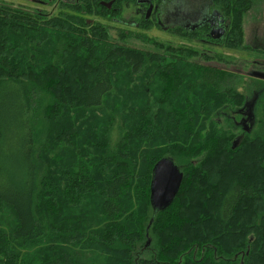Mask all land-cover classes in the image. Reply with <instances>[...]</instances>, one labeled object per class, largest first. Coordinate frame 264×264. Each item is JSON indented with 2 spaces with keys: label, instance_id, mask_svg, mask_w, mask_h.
Wrapping results in <instances>:
<instances>
[{
  "label": "trees",
  "instance_id": "obj_1",
  "mask_svg": "<svg viewBox=\"0 0 264 264\" xmlns=\"http://www.w3.org/2000/svg\"><path fill=\"white\" fill-rule=\"evenodd\" d=\"M212 2L232 22L230 27L237 41L227 42L238 50L252 49L244 43L243 20L254 0ZM94 13L107 15L99 8L94 9L89 0L49 16L41 10L0 3V203L10 207L16 218L12 233L0 230V236L7 243L6 248L0 239V264H13L8 251L10 243L16 240L39 243L47 227L49 231H54L55 224L60 227L64 222L58 216L59 209L62 212L64 206L80 205L85 192L93 196L100 192L108 219L105 218L95 234L101 248L119 243V252L126 255L124 264H203V258L218 248L211 239L226 232L236 240L239 264H264V112L259 128L253 135L247 133L238 148L231 145L234 134L225 129L223 135L216 129L203 135L198 129H186L192 123L191 108L209 111L213 108L210 101L219 97L233 101L223 108L224 117H230L235 113V103L244 105L249 99L253 85L260 90L259 102L264 110V80L249 77L243 95L235 89V73L195 63L192 50L175 55L178 61H188L191 69H176L172 76L165 78L167 87L179 92L174 96L176 106L171 113L176 128L171 145L175 149L166 146L165 151L156 152L155 147L163 146L170 132L163 126L134 123L133 118L117 113L122 77L117 76L116 68L126 64L135 79L145 75L149 68L166 75L162 67L171 60L169 51L174 46L155 43V48L145 49L112 39L101 21L88 22L87 16ZM158 47L161 50L155 52ZM192 71L197 77L187 89L182 88L184 75ZM142 82L145 84L146 80ZM182 107L188 108L189 113L181 111ZM116 122L122 136L110 154L106 148ZM54 148L76 152L79 158L73 159L67 152L60 155ZM102 148L118 168L103 180L102 176L89 173L91 165L85 161L89 149L92 153L94 149L96 154ZM148 152L153 154L148 164L151 179L146 189L147 206L138 211L140 203L132 211V203L126 202L124 193L135 183L142 154ZM239 154L243 155L236 158ZM164 157L176 161L184 172V179L172 204L155 212L150 205L153 167ZM222 160L230 162L222 168L214 165ZM59 188L65 196L56 201ZM182 213L180 223L170 221L176 225L174 229L164 227L165 223L160 220ZM135 219L137 224L133 226ZM163 227L165 234L172 232L180 237L189 232L195 237L203 234L204 237L192 240L191 249L194 254L199 251L204 256L194 260L195 254L182 263H169L156 258L157 246L155 256L147 255L145 250L151 244L148 245V236ZM104 229L112 234L107 235ZM87 233L76 227L66 231L74 242L92 240L95 235ZM180 242V248L186 249L187 242L182 243L181 238ZM179 245L170 246L171 251L179 249ZM223 257V253L214 255L215 260ZM29 258L18 257V264L25 259L29 264L36 256ZM37 264L81 262L63 252Z\"/></svg>",
  "mask_w": 264,
  "mask_h": 264
},
{
  "label": "rangeland",
  "instance_id": "obj_2",
  "mask_svg": "<svg viewBox=\"0 0 264 264\" xmlns=\"http://www.w3.org/2000/svg\"><path fill=\"white\" fill-rule=\"evenodd\" d=\"M193 1H196L198 3L199 0ZM0 3L4 5L15 6L18 8L40 11V6L31 3L30 0H0ZM119 4H122V0ZM216 6L213 4L214 8H216ZM93 8L95 9V6H93ZM99 9L102 12H105V9L107 8L102 7ZM46 10L51 11L52 7H48ZM60 11L61 10L57 8L55 9L53 14L58 15ZM87 17L90 19L88 21L89 23L101 21L108 30L112 39H116L120 42H126L127 44L132 46L150 49L156 47L155 43H158L157 46H159V44L172 45L170 41L179 42V39H177L178 37L176 35H173L172 33L170 34V31H165L162 26H157L154 22H151V24H148L145 27L136 28L130 25V23H128V25H125L114 20L115 18L120 17H123L125 19H132L129 14L121 16L120 14L112 12L109 16H105L94 13ZM103 17L105 19H102ZM243 33L244 43L246 45L252 46V49L238 50L237 46L233 47L229 44V42H227L229 40L228 39L225 41L226 43H224L221 47H219L218 45L215 47H209L210 49L218 52V56H205L202 58L203 60L216 58L215 60L226 64V70H229L236 74L235 89L238 90L239 93L245 95L247 90L245 84L247 80H250V78L248 75L238 72V69H243L245 72H247L251 68V64L259 59H264V47H261L264 44V0H254V3L250 10L245 13L243 20ZM235 37V32L230 34V39L234 43L237 41V38L235 40ZM191 45L193 47H200L197 46L198 44L196 46L195 44ZM159 50H161V47L156 48L154 51L158 52ZM173 52L174 50H170L169 55H171ZM170 59L171 60H168L167 63L162 67L166 69V75H162L155 69L149 68L145 71L146 74L152 73L153 75L150 77H148L146 74L140 75L138 78H136L137 80L133 77V75L129 74L126 64L119 65L116 68V70H118L116 71L117 76L121 75L122 77V81L119 82L121 92V95L119 96L120 101L117 103V108H115L117 113L126 118H128V116L133 118L134 123L144 122L147 126H163L170 132V135L165 136L166 140L163 146L155 147L156 152L159 150L165 151L166 146L171 149H175V147H172L171 145L176 131L174 124L175 122L171 113L176 106L174 96L178 95L179 92H173L172 90H170V88L167 87L165 78L167 77V75L172 76L176 69L182 68L184 71H188V69H191L188 68L190 66L188 64V61H186L188 63H186L185 61H178L175 57L172 58V56L170 57ZM236 59L238 60V63H235ZM232 66H237L239 68L234 70L231 69ZM196 77L197 73L194 71H192V74L184 75V80L181 83V87L187 89ZM142 79L143 81L146 80L145 84L142 82ZM255 87L256 85H253L251 87L252 91L250 93L249 99L246 100L247 102L245 101L244 105H240L239 102L238 104L235 103V105L233 106V110L235 111V113L231 114L233 116L230 115V117L227 118L224 117L225 114L223 108L226 104H231L233 102L232 100L224 101L223 98L217 97L216 99L210 101L213 108L209 111H207L206 109L198 110L197 108H191L192 123L190 122L191 125L186 126V129H189L190 131L198 129L202 135L209 130L215 129L217 130L219 135H223L225 133V130H227V132H232L234 134V137L231 141V145L233 146V148L240 147L241 144H243L245 141L246 134L248 133L250 135H253L259 128V122L263 116L264 110L262 108V102H259L261 93L260 90H257V88ZM150 88L152 91H155V93L149 92L148 90ZM142 92H144V95H141ZM156 100H159L161 102L158 104L156 103ZM236 100L237 97L235 101ZM251 102H254L252 110H254L255 114V126L253 125V127H250V130L247 131L244 129L245 124L242 123V120L245 119L243 117V114H246V112L245 110L241 112V110H243L247 106L246 103ZM180 110L189 113L188 108L182 107ZM226 119L228 120L226 121ZM247 125L249 127L250 122H247ZM121 136L122 134L119 131L118 123L116 122L110 130V141L106 148L110 152V154L113 152L114 146L120 140ZM83 137H85L84 134ZM43 138L45 140L47 137L44 136ZM54 150L60 155H63L62 152H67L68 156H71L73 159L79 158V154L76 152L71 153L69 150L60 148H54ZM152 154L153 152L142 154V164L138 171V177L135 183L125 190L124 197L126 198V202L128 200L130 203H132V211L140 203L142 204L137 208L138 211L147 206L148 201L146 197V189L147 187H149L151 179V173L149 175L148 164H150L149 159ZM242 155L243 154H239L238 156H236V158H239ZM85 161L91 165L89 168V173L98 174V177L102 176V180L108 179L118 171L116 161L111 160L107 157L104 148H102L100 153L96 154L94 152V149L93 153L89 149V152L85 155ZM229 162V160H222L221 162L214 163V165H217L218 168H222L226 163L229 164ZM147 179L149 180L148 184ZM44 187L45 185L43 186V188ZM43 194L44 193H42V195ZM55 195H57L56 201L63 200V196H65L64 194H62L61 188H59L58 192L56 191ZM72 206H64L62 208V212L59 209L58 216L62 217V222L64 223L61 224L60 227L58 224H55L52 227L54 231H49V227H47L46 235L43 237L41 242L25 244L19 240H16L13 243H10L8 245V251L13 264L14 262L16 264L19 263L18 257L20 256L23 258H34L36 256V258L29 261V264H37L44 258H48L56 254L59 255L63 252H68L74 258H78L81 264H124L126 255L119 252V250L121 249L119 243L114 245L109 244L108 248H106V246L104 248H101L102 244H100L98 241V234H95V230H99L100 228H102L105 218L108 219L107 214H105L104 212V205L102 203L100 192H98L94 196L90 192H85L82 197L81 204L74 205L73 207ZM42 214L46 216L45 210L42 211ZM182 215L183 213L179 215L175 214L173 216H171L170 214L165 218L161 217L160 220L165 223L164 227L168 229H174V227L182 220L180 218V216ZM170 221H173L176 225L170 223ZM46 222H48V219H46ZM136 224L137 222L135 219L133 221V226H136ZM15 225L16 218L12 212V209L6 204L0 203V230L10 234L14 230ZM65 225H68V227L66 228ZM73 227L81 230L83 228L88 232L87 235L89 234L91 236L92 234L95 236L92 238V240L88 239L84 242L71 241L67 236L66 231L67 229H71ZM164 227L160 231H158V233L153 232L150 235L152 238V242L150 236H148V245L150 243L151 244L149 248L145 250L147 255L155 256L154 253L157 252V249L154 247L157 246L159 248V255L156 258H158V260L160 261H166L169 263H177L179 261H181L182 263L185 258L193 257L195 254L196 257L193 258L194 260L201 259V257L204 256L201 255V252L198 254L199 251L194 254L193 250L191 249L192 240L204 237L203 234L195 237V234L189 232L187 233V235H183L180 237L178 234H174L172 232H170L169 234H165ZM104 230L106 231L107 235L112 234L111 232H107L106 229ZM221 236L224 237L220 238ZM180 238L182 239V243L187 242L186 249H184L185 247L180 248ZM0 239H2V245L7 248L5 239L2 236H0ZM146 240L147 237L144 241V244L146 243ZM211 240L214 244L217 245L218 248L215 249L214 254H208V258H203V264L240 263L238 259L239 252H237L235 248L236 240H232V236L230 235V233L226 232L219 234L218 238ZM176 245H179V249H174L171 251L170 246L175 247ZM161 246L163 248H160ZM217 253H223L226 258L223 257L222 260H218L217 258V260H215L214 255L216 256ZM229 257H232L230 259L235 261H231L230 259L227 260V258ZM23 263L28 264V260L25 259L21 264Z\"/></svg>",
  "mask_w": 264,
  "mask_h": 264
},
{
  "label": "flooded vegetation",
  "instance_id": "obj_3",
  "mask_svg": "<svg viewBox=\"0 0 264 264\" xmlns=\"http://www.w3.org/2000/svg\"><path fill=\"white\" fill-rule=\"evenodd\" d=\"M80 1L85 2V0H30L31 3L39 5L40 10L46 16L53 14L57 8L62 10L63 8L76 6ZM89 1L93 6L96 5V2L98 3L97 10L106 7V16L114 12L121 16L129 14L132 17V19L123 17L114 19L121 24L128 25L130 23L136 28H141L154 22L155 25L162 26L165 31H170V34L176 35L179 39V42L170 41L174 46L172 56L182 55L192 50L195 63L199 62L212 68L226 70L227 65L215 60L216 58L209 60H203L202 58L205 56H218L219 53L209 47L217 45L221 47L226 40L230 39L229 32L231 34L234 32L233 28L230 27L232 22L218 8L213 7L212 0H199L198 3L193 0H122V4H119L121 0ZM109 3H111L110 6ZM48 7H52V10H46ZM219 29L223 31L220 37H216ZM191 44H195V46L198 44L197 46L200 47H193ZM261 47H264V44ZM235 63H238L237 59ZM238 68L232 66L231 69ZM251 69L264 71V59H261V63L255 61L251 64ZM252 111L254 112V110ZM243 117L247 118L248 114H243Z\"/></svg>",
  "mask_w": 264,
  "mask_h": 264
},
{
  "label": "water",
  "instance_id": "obj_4",
  "mask_svg": "<svg viewBox=\"0 0 264 264\" xmlns=\"http://www.w3.org/2000/svg\"><path fill=\"white\" fill-rule=\"evenodd\" d=\"M108 5L110 6L111 3ZM222 31V29H219L216 37H220ZM256 62L261 63V60ZM238 72L252 77L264 78V71L260 70H252L250 68L249 71L245 72L243 69H238ZM253 104L254 102L246 103L247 106L241 110L242 112L245 110L246 114H248V117L242 120V123L245 124L244 129L247 131L250 130V127H253L255 121V115L252 111ZM247 122H250L249 127ZM183 179L184 172L173 158L164 157L155 164L150 194L151 205L155 212L162 211L172 204L181 188Z\"/></svg>",
  "mask_w": 264,
  "mask_h": 264
}]
</instances>
